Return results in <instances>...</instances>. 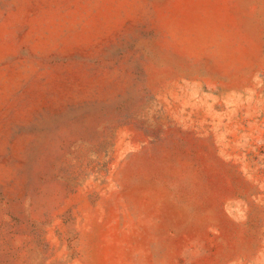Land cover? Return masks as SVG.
Listing matches in <instances>:
<instances>
[{
    "label": "rangeland",
    "instance_id": "rangeland-1",
    "mask_svg": "<svg viewBox=\"0 0 264 264\" xmlns=\"http://www.w3.org/2000/svg\"><path fill=\"white\" fill-rule=\"evenodd\" d=\"M0 264H264V0H0Z\"/></svg>",
    "mask_w": 264,
    "mask_h": 264
}]
</instances>
